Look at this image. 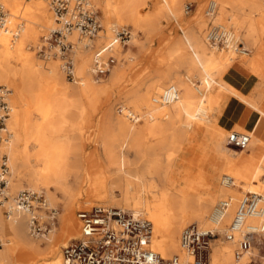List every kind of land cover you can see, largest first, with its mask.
Segmentation results:
<instances>
[{
    "label": "bare ground",
    "instance_id": "obj_1",
    "mask_svg": "<svg viewBox=\"0 0 264 264\" xmlns=\"http://www.w3.org/2000/svg\"><path fill=\"white\" fill-rule=\"evenodd\" d=\"M1 1L9 11V15L5 27L0 28V80L12 85L15 93L13 107L11 104L12 93L9 99L11 113L6 121V130L0 139V151L10 156L9 158L7 155L9 187L12 185L11 159L14 175L17 177L15 189L17 191L23 189V180H27L32 190H37V187L43 186L52 195L59 192L64 196V213L59 215L60 221L58 217V228H54L50 233L41 236L46 244V247L43 248L33 239L34 236L28 227L27 216L23 215L12 220H6L0 209L2 246H4L3 240L6 241L4 250H0V264H34L39 259L46 261L44 264H60V245L66 243L68 239L76 237L78 233L79 224L74 213L78 201L76 195L87 184L91 187V195L100 193L110 195V198L115 199L114 192L118 191L121 198L116 202L124 206L119 208L129 210L134 215L143 213L148 217L147 219L151 220L150 245L152 249L159 252L163 257L178 254L182 259L186 255L179 248V234L185 225L195 221L205 229L214 228L223 232L230 222L234 208L232 197L229 198L232 201V206L219 224H214L211 221L213 210L208 216V211L212 209L218 194L227 195L232 192H242L246 184L250 185L247 188L249 192L261 193L259 184L263 176L262 167L257 171L256 179L248 181L244 176L232 170L237 160L229 159L222 142L217 143L218 154H220L221 160L226 161L227 164L223 172H228L231 176H226L232 180L226 183L224 181L225 176H223L221 188L216 186L218 177L209 171L212 174V180L205 185L206 188L202 194L199 197L184 198L180 193L186 190L183 177V171L185 172L186 168L185 163L182 162L179 170H175V163H173L180 150L184 154L189 151L186 145L189 144L190 134H209L208 132L190 131L196 128L199 115H206L210 108L218 103L220 91H218L217 86L222 87L219 80L227 76L236 77V72L239 69L247 72L248 66L255 60L254 55L250 54L245 45L247 51L239 55L248 58L243 62L234 63L233 58L228 54L233 55L232 50L211 47L210 51L207 48L208 44L205 37L203 40L200 35L196 38L192 36L191 42L196 50V59L202 63V69L196 68L197 61L192 57L182 62L179 61V57H174V59L183 66L194 67L198 71L201 85L195 87L196 93L180 76L174 75L172 68L156 76L145 92H131L126 100L127 105L122 110L113 109L109 111V124L112 132H105L101 143L103 146L101 151L103 163L96 161L97 155L91 158L92 161L83 163L78 157H70L72 153L69 148L70 139L65 136V132L61 131L66 120L65 108L69 98L74 97L79 90L85 95L93 93L88 84L92 66L90 67L89 63L83 59V54L89 52L88 49H83L86 42L80 43L75 32L70 36L72 41L80 44L75 54L77 56L75 63L77 79L74 84H78V86L71 90L66 86L63 76L60 74V64L57 63V60L50 59L40 62L32 52V48L38 43L41 31L43 29L52 30L57 24L50 13L49 0ZM247 1L253 4V0ZM214 2L218 9L217 1ZM257 5L259 8L253 6L251 13L259 16L251 25L253 31L259 32L263 37L264 13L262 7L264 8V0H258ZM104 8L103 12L107 13L106 7ZM170 9L175 13L179 11L178 3H171ZM217 9L214 21L217 16ZM116 21H119V18H116ZM116 25H110V32L112 27ZM199 33L200 31H196L195 34ZM228 34L231 36L233 33L228 30ZM98 36L101 37L100 34ZM222 49L227 50V53ZM214 50L220 53L217 54ZM79 52L80 54H78ZM222 52H225L223 54H227V56L223 55ZM109 72L108 80L118 79L117 72ZM249 75L251 76V73ZM49 85L56 87L48 90L46 87ZM168 86H175L178 90L179 99L177 102L167 105L155 104L154 99L158 98ZM238 94L240 95V93ZM21 101L28 108L25 113L19 110ZM255 104V109L264 116L263 105L258 102ZM35 114L41 117V124L33 123L32 118ZM139 123L142 124L138 125ZM198 127L201 129V125ZM248 133L251 138L246 149L250 148L252 139H255L253 131L250 130ZM15 138L16 144H14ZM170 139H172V150L169 151L172 152V155L166 156L168 160L172 157V168L164 167L162 160V164L145 163L140 170L136 168L127 169L126 160L131 148L134 149L137 156L133 163L135 165L147 154L150 156L158 155L154 145H152L153 141L156 140L165 145ZM258 142L259 145H263L262 141ZM146 145H148L147 151ZM160 151L168 150L165 147ZM256 153L257 151H254L246 163L255 164ZM22 168L27 169L25 176L21 174L20 169ZM171 172L172 176H176L172 181L170 180ZM148 177L150 179H147ZM85 204L91 205L90 200H86ZM166 207L171 210L168 216L164 215ZM172 223L176 226L173 231ZM1 225L3 226L1 227ZM218 244L219 242L215 243L213 248V264H244V260L236 261L233 259L231 254L233 243H223V252H214Z\"/></svg>",
    "mask_w": 264,
    "mask_h": 264
},
{
    "label": "rangeland",
    "instance_id": "obj_2",
    "mask_svg": "<svg viewBox=\"0 0 264 264\" xmlns=\"http://www.w3.org/2000/svg\"><path fill=\"white\" fill-rule=\"evenodd\" d=\"M208 1L209 0H93L95 7L99 11L100 20L103 27V31L99 33L101 37L98 36L91 41L94 47L100 45L105 41L104 39L110 36L111 32L109 30V27L112 24L129 26L131 28L132 37L129 44L124 49H118L117 56L122 60L110 71L117 72L119 75L118 79L112 81L108 80L107 74V76H104L100 80H94L92 77V73H90L91 76L88 84L91 87L93 93H91L90 95H85L79 90L76 92V95L74 97L69 98V100L67 101L65 108L66 120L61 132H65V136L70 139L69 148L72 151L70 155L71 158L78 157L80 158L81 162L87 163L92 161L91 158H93V156L97 155L95 158L96 161L99 163H103L101 159V151L103 146L101 145V143L105 136V132H112V128L109 124V111L113 109L122 110L124 106L127 105L126 100L131 92H145L154 78L162 73L167 72L169 68H172V71H174V75L177 77L180 76L182 80L194 91V93H196L195 87L201 85L200 78L198 77V71L194 67L183 66V64L178 63L176 59H174V57H179V61L181 62L189 57L196 59V50L193 48V43L191 42L193 39L192 36H195L196 38V36L200 35L204 40L205 29L207 25V19L204 15V10ZM214 1H217L218 3L215 22L220 24L222 23L227 27L229 31L237 35L242 40L250 54L254 55L255 60L251 65L248 66V71L246 70V76L251 73V82L253 83V86L251 89H248L247 86L243 89H240L239 85L230 82V80L233 78L232 76H227L226 78L219 80L222 87L217 86L218 91H220L218 94V103L214 104L210 108V110L206 114L208 116L200 114L196 128H193L192 131H190L208 132L209 134L192 133L189 135V144L186 146L194 151V155L184 164L186 168L185 172L183 171V177L185 180L186 190L180 194L184 198L197 196L199 197L202 194L203 190L206 188L205 185L212 180V174H210L209 171H212L213 174L218 177L216 181V186L218 188H221L222 186L221 179L223 176H231L228 172H223V170L226 169L227 164L226 161L221 160V156L220 154H218L217 143L219 144L220 142H222L225 153H227L229 159H231L232 161L237 160L235 165L232 167V170L244 176L248 181L256 179L257 171L260 169V167H262L263 176L260 179L259 188L261 190V193L264 194V137L262 139L263 145H259L258 140L252 139L250 148L248 147V149H244V151H240L238 148L227 144L226 142V136L230 131L248 133L257 118L264 120V116L254 107V105L256 106L255 103H260V101H262V103L260 104L264 107V36L262 37L260 33L255 30L253 31L251 25L259 16L251 13L253 6L254 8H259V5H257L258 0H253V4H250L247 0ZM173 2L178 3L179 11H177L176 13L173 10L171 11L170 9L171 3ZM189 2H192L194 4V8L191 12L185 14L184 7L186 3ZM104 7H106L107 13L103 12ZM262 9L264 13V8L262 7ZM50 13L52 14L55 21L54 13L51 9ZM116 18H119V21H116ZM48 30L51 29H43L41 31L38 41L40 37L43 36ZM196 31H200V33L195 34ZM207 48H209L210 51L212 49L209 45ZM88 50V53L83 54V59L85 62H88L91 67V51L90 49ZM76 51L72 55L75 63L77 61V56L75 55ZM224 51H226L227 53V50ZM32 52L34 53V56L37 60H39L40 62H44L37 57L34 47L32 48ZM215 53L218 54L220 52L215 51ZM223 53L225 52H222V54ZM78 54H80V52ZM228 54L233 58L234 63L243 62L246 58H248L246 56L244 57L240 55H232L230 53ZM223 55L227 56V54ZM55 60H57V63L60 64L59 59ZM202 67V63H199L197 61L196 68L201 70ZM59 70L60 74L63 76L66 86L69 89L72 90L74 89V87L78 86V84H74V81L67 79L65 74L61 72V69ZM89 70L91 72V69ZM0 84L5 85L11 89V104L13 107L15 93L13 91L12 85L6 84L1 80ZM55 87L56 86L54 85H49L46 88L48 90H52ZM237 91L241 96L236 93ZM235 103H238L237 109L240 112L239 114H236L238 116L241 115L239 118L237 117L236 121L241 124L246 122V120L248 119V116L250 115L249 111L252 113H256L257 117L249 128L244 127L243 125H240L238 123H234L230 129L223 126L221 115L236 117L232 115L229 112L230 110L228 109L229 106L234 105ZM19 110L23 113L28 111L26 104H23L22 101L20 103ZM32 119L33 123H35L36 125L42 122L41 117L36 114L33 115ZM141 124L142 123H139L138 125ZM200 125L201 129H199L198 127ZM217 127H224L226 129V133L224 131L218 130ZM261 130H264V126L261 128ZM216 135L220 141L216 140ZM168 141V145H162L156 140L153 141L152 145H154V149L156 150L158 155L150 156L147 154L140 162L135 165H133V163L136 161L137 156L134 149L131 148L126 160L128 163L127 169L132 170L136 168L140 170V168L145 163L153 162L154 164H162V160L164 163V167L167 166L166 168H172V157H170L169 160L167 159V156L172 155V152H170L172 150V139ZM16 143L17 140L15 138L14 144ZM165 147L168 151L170 150L169 154L168 151H160ZM145 148L147 151L148 145H146ZM254 151H257L256 156L254 157L256 163H246L247 159L251 158L250 155ZM0 154L8 155L7 153H4L2 151H0ZM183 154L184 153L182 152V150H180V153L178 152L176 154V159L173 162L175 163V170H179L180 165L182 164L181 157L179 158V156H182ZM10 165L12 172V185L9 187V194L13 196L18 191L15 189L17 177L14 175L11 159ZM20 170L23 176L27 174L26 168H22ZM174 178H176V176H172L171 172L170 180L172 181L174 180ZM147 179L150 178L148 177ZM23 181L21 182V184L23 183V189H32L27 180ZM249 186L250 185L246 184L244 186L245 188L242 189V192H232L227 195L218 194L212 209L208 211V216L219 201L229 199L230 197L234 199L235 208V204L241 197L242 193L249 192L247 190ZM36 189L43 190L48 197L51 205L59 207L60 216L64 213V196L61 193L56 192L55 195H52L43 186L37 187ZM90 192L91 187L89 184H87L76 195L78 201L74 210L75 214L80 209H88L98 204L124 207L122 204L117 203L119 198H121V194L118 191L114 192L115 199L110 198L111 196L106 194L94 193L91 195ZM86 200H90L91 205L85 204ZM170 211L171 210L166 207L164 215L168 216L170 214ZM142 216L148 218L144 214ZM59 221L55 229L58 228ZM0 224H2L1 221ZM2 226L3 225H1V227ZM175 227L176 226L172 223V231L175 229ZM33 239L43 248L46 247V244L44 243L45 240H43L41 236H34ZM70 239H68V241ZM222 241L224 240L221 237L215 242H219V244L214 249V252H223V245L227 242ZM67 242L60 245L59 252H61V247L66 245ZM4 243H6V241ZM5 245L1 246L0 250H4ZM255 246L257 249H255L254 252L258 253L259 256H263L260 257V259L264 264V240L258 238ZM233 250L234 245L231 251L232 257L234 259ZM45 262L46 261H44L43 259H39L35 261L34 264H44Z\"/></svg>",
    "mask_w": 264,
    "mask_h": 264
},
{
    "label": "built area",
    "instance_id": "obj_3",
    "mask_svg": "<svg viewBox=\"0 0 264 264\" xmlns=\"http://www.w3.org/2000/svg\"><path fill=\"white\" fill-rule=\"evenodd\" d=\"M56 27L40 37L34 49L42 61L60 60V69L67 79L76 81L73 53L79 49L77 42L70 39L77 33L80 43L86 42L83 49H90L92 57V75L100 80L108 74L121 58L118 49H124L131 39V28L116 25L110 36L94 47L91 41L98 36L103 27L100 14L93 0H49ZM185 14L194 8L192 2L186 3ZM216 4L209 0L204 15L207 19L205 29L206 43L212 48L230 49L235 55L247 51L242 40L234 33L214 21ZM9 11L0 0V28L5 27ZM11 89L0 84V139L6 130V121L11 113L9 102ZM178 90L168 86L155 104L167 105L177 102ZM249 133L230 131L226 136L227 144L240 151L250 142ZM8 156L0 154V209L6 220L18 216H27L30 233L44 236L50 233L58 223L60 209L51 205L43 190L22 189L11 196L8 182ZM232 179L225 175L224 181ZM232 206L231 199L219 201L211 214V221L219 224ZM79 223V233L61 247V264H213L212 253L219 238L233 243V256L244 264H263L255 243L258 238L264 240V194L245 192L235 204L232 218L226 229H205L196 222L184 226L179 234V248L185 253L182 259L178 254L163 257L152 249L150 238L152 223L146 217L134 215L129 210L115 206L94 205L80 209L75 214ZM2 241L0 240V247Z\"/></svg>",
    "mask_w": 264,
    "mask_h": 264
},
{
    "label": "crops",
    "instance_id": "obj_4",
    "mask_svg": "<svg viewBox=\"0 0 264 264\" xmlns=\"http://www.w3.org/2000/svg\"><path fill=\"white\" fill-rule=\"evenodd\" d=\"M246 75V72L239 69L237 72H236V77H233L230 82L232 83H235L237 85H239L240 89H243L247 86L248 89H251L252 86H253V83L251 82V76ZM260 96V95H258ZM260 103H262V101H260ZM264 104V103H263ZM238 103H235L234 105H231L228 107V109L230 110L229 112L236 116V117H230V116H227V115H221V120H222V124L224 127L226 128H231V126L234 124V123H238L240 125H243L244 127H250L251 124L254 122V120L256 119V113H252L249 111V116H248V119L246 120V122H244L243 124L239 123L236 121L237 117L239 118L241 115H237L239 114V110L237 109L238 107ZM237 113V114H236ZM264 126V120H261L260 118H257V120L255 121V123H253L252 127H251V131H253V134H254V137L256 140L258 141H262L263 137H264V130H261V128ZM224 127H217L218 130L220 131H224L226 133V129ZM216 140L220 141L216 135ZM263 142V141H262ZM218 145V144H217ZM194 155V151L192 149L189 148V151L186 152V154H184L182 157H181V160L183 163L187 162L189 159L192 158V156ZM256 160L254 159V163ZM3 242H5L3 240ZM5 245V243H4Z\"/></svg>",
    "mask_w": 264,
    "mask_h": 264
}]
</instances>
